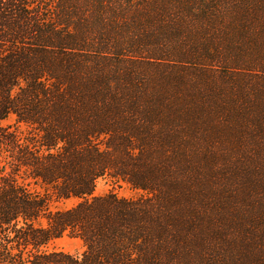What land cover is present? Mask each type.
<instances>
[{
  "label": "trees",
  "instance_id": "16d2710c",
  "mask_svg": "<svg viewBox=\"0 0 264 264\" xmlns=\"http://www.w3.org/2000/svg\"><path fill=\"white\" fill-rule=\"evenodd\" d=\"M10 115L0 264H264V0H0Z\"/></svg>",
  "mask_w": 264,
  "mask_h": 264
},
{
  "label": "rangeland",
  "instance_id": "374dc122",
  "mask_svg": "<svg viewBox=\"0 0 264 264\" xmlns=\"http://www.w3.org/2000/svg\"><path fill=\"white\" fill-rule=\"evenodd\" d=\"M3 127L9 126L16 130L22 137L25 135L29 128L23 123H18L13 115L8 116L5 120L0 122ZM99 146L102 149L103 144L99 141ZM5 161L0 155V171H4ZM19 184L25 187L32 194H49V190L46 186L41 184L40 180H37L30 176L28 173H21L18 178ZM108 194H113L121 199L137 198L142 193L140 191L132 189L122 179L114 176L110 172L106 173L102 177H99L95 182V188L93 196L102 197ZM48 208L50 211H63L75 206L79 199H57L54 195L49 194ZM41 225H44V221L41 220ZM83 250L82 242L79 239L71 238L67 234H63L61 237L53 239L45 247L41 248V251L50 252H64L71 255H79Z\"/></svg>",
  "mask_w": 264,
  "mask_h": 264
}]
</instances>
